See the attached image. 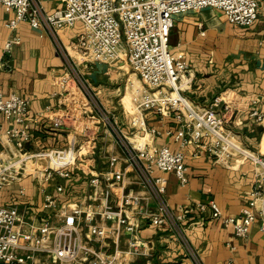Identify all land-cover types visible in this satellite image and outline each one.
<instances>
[{
	"label": "crops",
	"instance_id": "1",
	"mask_svg": "<svg viewBox=\"0 0 264 264\" xmlns=\"http://www.w3.org/2000/svg\"><path fill=\"white\" fill-rule=\"evenodd\" d=\"M40 1L50 12L65 4V0ZM13 16L14 12L0 5V92H16L30 100V130L23 150L5 133L0 137V160L15 173L14 178L0 185V206H18L29 223L37 226L48 218L63 221L59 220L57 208L44 205L46 192H55L58 184L65 186L64 200L85 210L92 207L103 211L108 206L119 209L125 193L141 195L142 210L124 212L140 222L138 253L128 252L133 248V236L125 226H121V234L108 232L99 238L85 224L82 231L90 243L108 252L118 249L117 264H197L171 228L149 222L147 214L155 209L156 202L143 189L133 168H123L126 174L122 181L113 183L114 178H106L113 170L110 156L121 154L114 135L71 76L67 58L56 40L28 21H21L12 29L8 24ZM82 31L83 23L78 21L60 32V42L66 46L67 56L78 59L113 120L136 145H168L186 153L188 183L183 184L173 172L155 170L156 175L164 177L170 205L180 212L215 201L224 215H239L260 182L261 167L239 153L217 160L197 144L182 146L175 138L183 125L177 118L180 111L172 108L161 112L156 107L138 110L135 97L141 95L140 76L132 72L139 79L131 84V100H126V87L118 82L124 73L114 72L111 67L119 62V67L126 66L124 62L130 67L128 61L89 60L72 44ZM15 36L20 37V42L7 51L6 42ZM170 47L174 53H182L189 65L179 81V92L200 109L210 107L222 95L232 108L227 127L235 142L264 156V0H259L257 21L247 27L230 22L222 10L212 7L176 15ZM218 109L219 114L224 113L223 106ZM0 121L4 131L17 125L3 114ZM80 145L85 155L69 166L74 168L71 176L62 177L56 172L49 179L44 177L45 170L52 166V154ZM51 161L58 163L57 158ZM121 166L126 163L121 161ZM94 177L101 180L97 186L91 184ZM106 190L111 192L109 198L105 197ZM116 222L117 218L106 220L100 215L94 220L106 227L115 226ZM185 226L191 246L203 264H264V230L260 220L248 236L239 237L232 225L213 218L210 209H198L189 213ZM26 229L31 226L26 225Z\"/></svg>",
	"mask_w": 264,
	"mask_h": 264
},
{
	"label": "built area",
	"instance_id": "2",
	"mask_svg": "<svg viewBox=\"0 0 264 264\" xmlns=\"http://www.w3.org/2000/svg\"><path fill=\"white\" fill-rule=\"evenodd\" d=\"M0 5L14 12L8 24L12 29L21 21L45 29L66 56L71 72L75 68L76 58L66 55L67 48L60 42V32L81 21L83 31L73 40V47L92 61L116 62L125 58L142 82L138 91L141 95L135 97L137 109L143 111L145 108L156 107L161 112L172 108L179 110L177 118L183 125L175 138L182 146L197 144L217 160L231 158L239 153L261 167L260 182L239 215H224L215 201L200 203L178 212L166 198L167 184L164 177L156 175L155 170L173 172L183 184L188 183L186 153L168 145L150 148L144 144H134L108 111L94 100L88 86L74 78L120 147L119 156H110L113 170L111 176L105 175L106 178H114L113 183L122 181L126 174L123 168H133L143 189L156 202L155 209L147 214L149 222L171 228L197 264L203 262L191 246L186 232L185 222L189 213L210 209L213 218L223 219L227 225H232L239 237L248 236L257 220L261 221L264 230V156L235 142L227 127L232 108L222 95L217 96L210 107L200 109L179 92V81L188 72L189 65L182 53L176 54L170 47V34L176 15L212 7L222 10L230 22L247 27L259 17V0H65L63 7L51 12L40 0H0ZM19 42L20 37L15 36L6 42L5 49L10 51ZM29 105L30 100L16 92H0V114L17 123L4 131L0 121V137L5 133L21 150L29 136ZM220 106H223V114H219ZM258 116L261 117L260 114ZM84 155L83 145L58 150L50 156L52 160L57 158L58 163L54 162L55 165L47 168L44 177L49 179L56 172L62 177L71 176L74 168L69 166ZM121 161L126 163L125 167L121 166ZM119 165L120 169H117ZM14 177L15 173L10 166L0 160V185ZM99 177H94L91 184L97 186L101 181ZM63 193L65 186L58 184L55 192H46L44 202L45 207L58 209L59 220L62 222L48 218L35 226L29 223L18 206H0V264H117L119 250L108 252L95 248L82 231L85 224H89L99 238H104L108 232L121 234L120 228L125 226L133 236L130 241L133 248L128 252H139L140 222L124 212L126 209L142 210L143 196L125 193L119 209L108 206L99 211L92 207L85 210L81 206L70 205L61 198L60 194ZM110 195V190H106L105 197L109 198ZM98 215L106 220L117 218L116 225L106 227L95 224ZM26 225H30L31 229H26Z\"/></svg>",
	"mask_w": 264,
	"mask_h": 264
},
{
	"label": "rangeland",
	"instance_id": "3",
	"mask_svg": "<svg viewBox=\"0 0 264 264\" xmlns=\"http://www.w3.org/2000/svg\"><path fill=\"white\" fill-rule=\"evenodd\" d=\"M75 68H74V70L71 72V76L73 77V78H75L78 82H80V83H82V84H85L86 86H88V88L91 90V92H92V94L94 95V100L95 101H97V103H99L100 105H102L101 104V101L99 100V98L96 96V94H95V88L93 89V86H94V83L91 81V79H89V77L87 76V74H85L84 73V71H83V67H82V65L79 63V61H78V59L76 58L75 59ZM123 64H125L126 66H124V67H119L120 65H122V64H120V62L117 64V65H115V66H112L111 68H112V70L115 72L116 70L118 71V72H123L124 73V75H120V77H119V81L118 82H120V83H122L123 84V86H125L126 87V91L128 92V94H127V97H126V100H131V90H132V87H133V85H131L132 83H136L137 81H138V79H139V77H138V75L137 74H135V73H133L132 74V72H133V69L132 68H130L127 64H126V62H124ZM71 71V70H70ZM133 77L132 79H130V77ZM130 79V81H129V79ZM90 81H89V80ZM113 80H116V79H113ZM91 82V83H90ZM129 84V85H128ZM113 85H115V82H114V84ZM141 86H142V84H141ZM129 87V88H128ZM49 162H50V164H53V162L51 161V159L49 158ZM53 165H55V164H53ZM65 193H66V191H65ZM61 195V198H62V195L63 194H60ZM63 199V198H62ZM64 200V199H63Z\"/></svg>",
	"mask_w": 264,
	"mask_h": 264
},
{
	"label": "bare ground",
	"instance_id": "4",
	"mask_svg": "<svg viewBox=\"0 0 264 264\" xmlns=\"http://www.w3.org/2000/svg\"><path fill=\"white\" fill-rule=\"evenodd\" d=\"M53 164H54V163H53ZM53 164H52V165H53Z\"/></svg>",
	"mask_w": 264,
	"mask_h": 264
}]
</instances>
